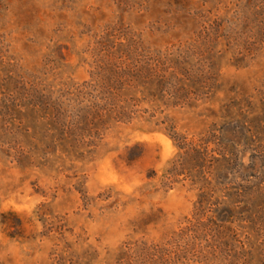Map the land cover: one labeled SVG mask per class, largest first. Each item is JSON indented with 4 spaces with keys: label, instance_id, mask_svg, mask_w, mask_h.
<instances>
[{
    "label": "rangeland",
    "instance_id": "rangeland-1",
    "mask_svg": "<svg viewBox=\"0 0 264 264\" xmlns=\"http://www.w3.org/2000/svg\"><path fill=\"white\" fill-rule=\"evenodd\" d=\"M136 48L188 56L207 94L56 140L49 107L83 126ZM224 129L239 158L198 213L203 169L163 185L173 135ZM0 264H264V0H0Z\"/></svg>",
    "mask_w": 264,
    "mask_h": 264
},
{
    "label": "trees",
    "instance_id": "trees-1",
    "mask_svg": "<svg viewBox=\"0 0 264 264\" xmlns=\"http://www.w3.org/2000/svg\"><path fill=\"white\" fill-rule=\"evenodd\" d=\"M187 58L145 54L139 52L138 48L118 56L115 62L110 63V67L104 68L98 74L99 79L96 84L100 87L99 98L103 103L96 105L95 115L83 126L79 118L65 115L60 106L49 107V116L45 118L54 131L55 139L63 143L67 142L72 150H77L86 143L87 135L91 140L92 137L101 134L100 126L105 125L107 121H125L132 118V114L136 112L133 108L139 105L137 102L148 99L155 104L158 101L166 103L165 101L171 99L173 106H178L188 103L186 101L190 99H198L201 94H207L203 91L202 83H205L204 79L207 76L206 83L209 82L212 74L197 72L194 67L188 65L191 62ZM139 94L143 97H138ZM86 124L89 128L84 127ZM84 129L89 133L80 132ZM220 132L217 134L214 131L197 141L190 140L178 132H174L173 135L181 153L164 175L163 185L169 186L170 183L177 181L175 178L184 174L188 165L203 169V173L200 172L202 192L197 205L198 213H203L211 198L217 193L219 185L224 183L220 182V179L223 176L227 177V161H237L239 158L236 147L227 146L226 129ZM211 143L216 147L210 148ZM241 166H243L242 170L251 168V166L244 167L243 163ZM142 249L143 252L146 249L151 250L146 246Z\"/></svg>",
    "mask_w": 264,
    "mask_h": 264
}]
</instances>
